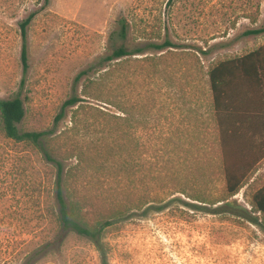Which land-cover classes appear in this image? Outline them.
<instances>
[{
    "label": "rangeland",
    "instance_id": "1",
    "mask_svg": "<svg viewBox=\"0 0 264 264\" xmlns=\"http://www.w3.org/2000/svg\"><path fill=\"white\" fill-rule=\"evenodd\" d=\"M42 5L43 0H0V98L22 99L20 130H54L46 147L66 170L83 155L87 172L75 179L76 189L124 207L142 199L164 205L175 196L191 201L181 189L220 199L224 181L207 71L264 45V33H247L264 27V0H50ZM35 11L26 32L24 72L19 25ZM120 19L128 24L125 39L119 35ZM165 37L173 47L149 46ZM121 46L144 50L119 66L104 62ZM113 66L112 80L102 77ZM88 68L91 72L77 80ZM73 95L102 112L80 108L76 113V106L69 107L55 121ZM104 101H120L124 112ZM97 158L102 164L94 171L87 162ZM55 177L56 167L37 148L0 130V248L7 250L0 252V264H21L53 237ZM263 182L264 161L250 186L233 199L251 210V194ZM134 213L104 231L110 264H264L261 216L258 226L180 202L145 217L142 210ZM61 234L58 247L34 264H101L89 239Z\"/></svg>",
    "mask_w": 264,
    "mask_h": 264
},
{
    "label": "trees",
    "instance_id": "2",
    "mask_svg": "<svg viewBox=\"0 0 264 264\" xmlns=\"http://www.w3.org/2000/svg\"><path fill=\"white\" fill-rule=\"evenodd\" d=\"M49 2L50 0H43L41 8L47 7ZM36 14L37 11L30 13L19 25L22 39L21 61L24 72L28 68L27 27ZM119 22V35L125 39L128 24L122 19ZM247 33H264V27L249 30ZM149 46L156 50H162L173 47V43L165 37L162 43H151ZM143 50H128L121 46L114 49L111 55L104 59V62L115 61L114 65L119 66L125 58L140 54ZM91 69L81 71L76 79L88 75ZM114 71L115 67L112 70L108 68L103 72L102 77L111 81ZM207 77L220 153L224 195L220 199L210 200L205 195L198 194L196 190L181 189L178 192L191 201L175 196L164 205H154L147 199H142L139 203L131 204V207L129 205L124 207L115 199H110L99 193L77 190L74 182L78 181L75 179L87 172L83 155L80 153L77 164L69 167L72 169L66 170L63 162L46 147V141L53 136L54 130H20L18 125L25 117L22 99L19 95L7 99L0 98V130L3 134L14 141L32 144L46 162L52 163L56 167L53 187L56 209L49 216L55 221L57 229L51 239L31 250L21 264H34L40 256L50 254L58 247V238H62L61 233L68 232L89 239L99 253L101 264H110L103 240L104 231L135 215L134 211L142 210V216L145 217L148 213L164 210L171 202H180L192 210L208 214H230L252 224L260 225L258 216L264 218V182L251 194V210L239 204L233 197L240 193L244 187L250 186L249 182L264 161V45L242 56L218 61L208 68ZM21 83L24 84V80ZM85 94L90 97L86 91ZM104 102L112 104L118 111L124 112V109L120 107V101ZM75 106L77 107L76 113L80 108L81 110L90 109L102 112L98 107L87 104L86 100L80 96L73 95L63 102L55 121H59L65 116L67 108ZM76 116L74 115V117ZM114 118L117 121L124 120L120 115H114ZM73 124L77 126V118L74 119ZM98 160L100 158L87 162V164L97 171L102 164ZM102 166L107 168L104 163ZM74 170L79 174H72L71 172ZM217 203L220 204L216 205ZM44 214L45 211L41 212L38 217H43ZM58 225L61 230L60 236H58ZM1 251L5 254L7 252L4 248H0Z\"/></svg>",
    "mask_w": 264,
    "mask_h": 264
}]
</instances>
